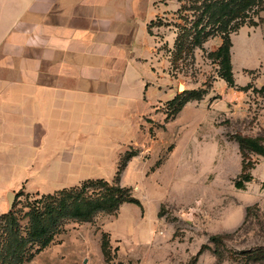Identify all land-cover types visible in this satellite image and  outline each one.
Segmentation results:
<instances>
[{
	"label": "rangeland",
	"instance_id": "rangeland-1",
	"mask_svg": "<svg viewBox=\"0 0 264 264\" xmlns=\"http://www.w3.org/2000/svg\"><path fill=\"white\" fill-rule=\"evenodd\" d=\"M180 1L161 0L155 5L164 12L152 20L151 33L177 92L193 90L203 96L192 100L194 109L190 106L175 122L165 127L169 120L164 118L161 127L150 128L152 138L159 130L152 157L148 149L129 147L127 152H136L139 168L129 165L125 170L131 157L119 182L142 208L122 203L117 210L100 211L89 220L66 214L52 241L24 264H264V157L249 153L252 179L244 189L233 184L242 171L236 134L260 136L264 143V92L254 89L264 85V9L252 16L255 25L245 24L231 33L234 86L230 87L219 76L218 62L208 56L221 44L219 36L196 48L193 58L183 55L172 62L176 24L189 14L177 10ZM169 101L159 110L165 117L171 110ZM175 140L178 148L168 157ZM108 168L89 179L113 182L115 168ZM79 178L55 175L53 190L43 192L31 188L28 177L0 197V214L14 211L25 234L28 205L86 180ZM8 191L15 194L11 208ZM248 206L257 208L245 216ZM215 234L221 238L214 244L209 236ZM102 241L107 242L106 255Z\"/></svg>",
	"mask_w": 264,
	"mask_h": 264
},
{
	"label": "crops",
	"instance_id": "crops-1",
	"mask_svg": "<svg viewBox=\"0 0 264 264\" xmlns=\"http://www.w3.org/2000/svg\"><path fill=\"white\" fill-rule=\"evenodd\" d=\"M159 1L0 0V197L28 177L48 192L55 175L115 172L130 146L152 157L178 94L148 31Z\"/></svg>",
	"mask_w": 264,
	"mask_h": 264
},
{
	"label": "trees",
	"instance_id": "trees-1",
	"mask_svg": "<svg viewBox=\"0 0 264 264\" xmlns=\"http://www.w3.org/2000/svg\"><path fill=\"white\" fill-rule=\"evenodd\" d=\"M177 9L185 15L183 23L176 24L177 33L174 40L173 59L176 64L184 56L193 58L194 50L201 48L210 38L219 36L221 44L215 51L208 53L218 62L219 76L228 86H234V76L231 63V33L236 32L245 24L255 25L253 15L264 9V0H181ZM150 22L148 31L151 33ZM264 92V85L256 89ZM202 93L196 91L178 93L167 105L165 121L173 119L185 103L199 100ZM236 141L242 156V171L234 181V187L244 189L245 183L252 179L248 172L252 164L247 161L249 153L264 157V143L260 136L251 137L236 134ZM136 152H125L118 162L115 180L108 182L105 179H86L79 186L64 188L53 194H44L28 205L27 232L23 234L19 218L14 211L0 214V264H24L39 252L53 239L54 229L64 215L69 214L78 220H89L96 213L117 210L122 203H132L142 208V204L130 194V189L120 185L119 179L127 161ZM253 208L245 209L247 216ZM221 235H210L209 241L214 244ZM37 245L31 252L29 247ZM101 248L107 254V242L102 241ZM203 247L198 253H201Z\"/></svg>",
	"mask_w": 264,
	"mask_h": 264
},
{
	"label": "water",
	"instance_id": "water-1",
	"mask_svg": "<svg viewBox=\"0 0 264 264\" xmlns=\"http://www.w3.org/2000/svg\"><path fill=\"white\" fill-rule=\"evenodd\" d=\"M14 197H15V194L11 191H8L6 193V199H7V202H8V207L11 208L12 205H13V202H14Z\"/></svg>",
	"mask_w": 264,
	"mask_h": 264
}]
</instances>
